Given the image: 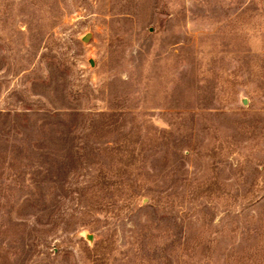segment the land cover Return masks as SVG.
<instances>
[{
	"label": "rangeland",
	"instance_id": "rangeland-1",
	"mask_svg": "<svg viewBox=\"0 0 264 264\" xmlns=\"http://www.w3.org/2000/svg\"><path fill=\"white\" fill-rule=\"evenodd\" d=\"M0 264H264V0H0Z\"/></svg>",
	"mask_w": 264,
	"mask_h": 264
},
{
	"label": "water",
	"instance_id": "water-1",
	"mask_svg": "<svg viewBox=\"0 0 264 264\" xmlns=\"http://www.w3.org/2000/svg\"><path fill=\"white\" fill-rule=\"evenodd\" d=\"M89 39H90V35H87V36L84 38V41H85V42H88Z\"/></svg>",
	"mask_w": 264,
	"mask_h": 264
}]
</instances>
